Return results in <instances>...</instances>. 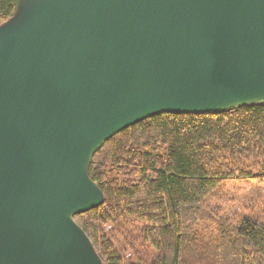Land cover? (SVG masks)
Segmentation results:
<instances>
[{
	"label": "water",
	"instance_id": "obj_1",
	"mask_svg": "<svg viewBox=\"0 0 264 264\" xmlns=\"http://www.w3.org/2000/svg\"><path fill=\"white\" fill-rule=\"evenodd\" d=\"M264 102V0H20L0 27V264H103L89 165L161 113Z\"/></svg>",
	"mask_w": 264,
	"mask_h": 264
},
{
	"label": "trees",
	"instance_id": "obj_2",
	"mask_svg": "<svg viewBox=\"0 0 264 264\" xmlns=\"http://www.w3.org/2000/svg\"><path fill=\"white\" fill-rule=\"evenodd\" d=\"M19 4L0 0V27ZM89 176L104 203L74 219L103 264H264L263 218L199 230L227 183H264V102L144 119L104 143Z\"/></svg>",
	"mask_w": 264,
	"mask_h": 264
},
{
	"label": "rangeland",
	"instance_id": "obj_3",
	"mask_svg": "<svg viewBox=\"0 0 264 264\" xmlns=\"http://www.w3.org/2000/svg\"><path fill=\"white\" fill-rule=\"evenodd\" d=\"M210 209L217 218L215 221H209L208 227L200 225L199 227L204 228V230L199 229L202 233L207 232L209 229L218 234L217 230L221 222L231 228L236 227L239 220L245 217L264 219V183L256 181L229 182L221 189L217 198L213 200ZM106 230L111 231V226H108ZM130 255L131 252L128 250L127 257Z\"/></svg>",
	"mask_w": 264,
	"mask_h": 264
}]
</instances>
